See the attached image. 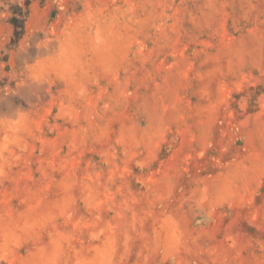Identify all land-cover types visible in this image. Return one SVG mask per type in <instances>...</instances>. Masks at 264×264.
<instances>
[{
	"label": "rangeland",
	"instance_id": "obj_1",
	"mask_svg": "<svg viewBox=\"0 0 264 264\" xmlns=\"http://www.w3.org/2000/svg\"><path fill=\"white\" fill-rule=\"evenodd\" d=\"M0 264H264V0H0Z\"/></svg>",
	"mask_w": 264,
	"mask_h": 264
}]
</instances>
